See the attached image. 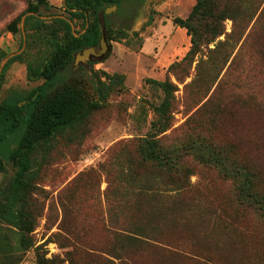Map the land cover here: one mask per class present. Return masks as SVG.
<instances>
[{
	"label": "trees",
	"instance_id": "trees-1",
	"mask_svg": "<svg viewBox=\"0 0 264 264\" xmlns=\"http://www.w3.org/2000/svg\"><path fill=\"white\" fill-rule=\"evenodd\" d=\"M124 1L127 0H64L66 12L82 21L83 31H75L66 17L54 18L57 30L53 32L52 49L41 63L27 65L29 80L44 82L26 94L11 92L0 103V145L8 144L7 152L0 153V172L7 171V164L14 168L11 179L0 188V255L6 259L35 245L33 233L39 218L33 202L37 153L58 135L85 125L94 112L106 106L114 84L121 78L104 72L106 80H103L96 74V97L77 83L56 86L62 72L73 64L75 55L99 43L100 15L107 19L105 10L113 5L120 8ZM263 1L196 0L186 17L173 19L190 36V47L183 58L168 66V73L176 81L169 77L147 79L162 91L163 99L154 106L151 127L135 142L136 155L116 160L118 173L107 181L108 223L116 228L115 243L104 252L109 262L124 259L134 263L135 256L127 255L144 251L147 245L166 244L174 238V230L176 234L182 232L180 217L188 208L183 194L194 185L191 177L195 174L194 168L185 162L188 156L197 160L201 168H212L231 180L238 209L254 214L264 223V168L260 157L248 158L261 154L264 136L260 129H254L252 135L256 133V139L247 137V141H242L235 122L238 109L244 115L251 114L262 109L264 99L256 91L251 76L242 80L238 76L231 81L236 69L242 75L249 72L243 66L248 52L251 59L260 57L257 61L264 68V48L253 47L252 42L264 20ZM29 10H37V6H30ZM228 19L233 21L231 32L226 31ZM25 23L26 27L39 30L45 21L31 14ZM106 30L114 40L127 36L123 30L108 26ZM7 55L1 50L0 62ZM18 60L19 55L10 56L0 69L1 77ZM234 88L239 91L236 93ZM227 89L230 92H225ZM24 100L26 103L22 104ZM179 106H183V111ZM179 112L184 117L180 123L176 117ZM228 124L229 134L234 138L226 130V141L215 140V133ZM179 132L184 136L178 137ZM57 235L60 234H54ZM73 253L67 251L68 260L78 264ZM37 264H60V261L57 256L47 257L46 253L38 252Z\"/></svg>",
	"mask_w": 264,
	"mask_h": 264
},
{
	"label": "rangeland",
	"instance_id": "rangeland-1",
	"mask_svg": "<svg viewBox=\"0 0 264 264\" xmlns=\"http://www.w3.org/2000/svg\"><path fill=\"white\" fill-rule=\"evenodd\" d=\"M195 3L196 0H127L120 8H109V26L125 31L127 36L112 39L102 61L69 66L56 86L64 82L77 83L96 97V74L103 80H106L104 72L121 78L114 84L106 106L94 112L85 125L58 135L37 153L38 176L33 202L39 218L33 233L35 245L12 259L0 255V264L10 261L12 264H37L38 252L46 253L47 257L57 256L60 264H71L67 254L71 250L78 264H264L263 221L238 209L231 180L212 168H201L192 156L185 160L195 174L191 177L194 185L183 194L188 208L180 217L182 232L176 234L174 230V238L166 244L147 245L146 250L127 255L135 256L134 263L124 259H115L112 263L104 253L115 243L116 231L108 223L107 181L118 173L116 160L128 154L136 155L135 142L151 127L154 106L163 99L162 91L147 79L169 77L176 81L167 69L186 54L190 36L173 19L186 17ZM33 5L37 10H29ZM31 14L45 21L39 30L26 27L25 21ZM57 17L68 18L75 31H83L82 21L66 12L64 0L46 3L0 0V48L8 53L1 60L0 69L10 56H20L3 77L0 75V103L12 95L11 92L26 94L44 82L43 79L29 80L27 65L41 63L52 49L53 32L57 30L53 19ZM225 26L226 31L231 32L233 21L226 20ZM252 42L253 47L264 48V20L257 27ZM249 55L248 52L243 59V66L248 67L249 72L242 75L236 69L231 81L238 76V80L251 76L256 91L264 99V68L261 61H257L260 57L251 59ZM179 109L183 111V106ZM176 117L179 123L184 120L181 112ZM235 120L242 141H247V137L256 139V133L252 135L254 129H260L264 136V106L248 115L238 109ZM226 130L229 134V124L213 138L226 141ZM182 134L179 132L177 136H184ZM7 147L8 144H1L0 153H6ZM261 148V154H251L248 158L260 157L264 168V144ZM13 173L14 168L7 164V171L0 172V188ZM166 200L161 199L162 202ZM56 233L60 235L54 236Z\"/></svg>",
	"mask_w": 264,
	"mask_h": 264
},
{
	"label": "flooded vegetation",
	"instance_id": "flooded-vegetation-1",
	"mask_svg": "<svg viewBox=\"0 0 264 264\" xmlns=\"http://www.w3.org/2000/svg\"><path fill=\"white\" fill-rule=\"evenodd\" d=\"M105 14H107L106 13V10H105ZM108 15V14H107ZM100 19H101V24H102V22L104 21V26H103V24H102V34H103V36H104V38L105 39H109L110 40V42H107V52H106V54H104V55H102V56H94V55H91L90 56V58L87 60V61H85V62H80L78 65H84V64H89V63H91V64H93V63H98V62H96V61H102V59L108 54V51H109V49H110V47H111V38L109 37V35H108V33H107V30H106V27L108 26V27H110L109 26V22H108V18L106 19L105 18V16H104V14H101L100 15ZM101 39H102V35H101V38H100V40H99V43L96 45V46H94V47H96V51L97 52H99V50L101 49ZM89 47H91V46H89ZM87 48V47H86ZM85 49V48H84ZM83 49V50H84ZM1 50H3V49H1L0 48V52H1ZM82 50V51H83ZM4 51V50H3ZM82 51H80V52H82ZM79 53V52H78ZM77 53V54H78ZM49 54V53H48ZM76 54V55H77ZM76 55H75V57H76ZM73 65H76L75 64V59H74V62H73Z\"/></svg>",
	"mask_w": 264,
	"mask_h": 264
},
{
	"label": "water",
	"instance_id": "water-1",
	"mask_svg": "<svg viewBox=\"0 0 264 264\" xmlns=\"http://www.w3.org/2000/svg\"><path fill=\"white\" fill-rule=\"evenodd\" d=\"M110 7H116V6H110ZM108 7L106 9V13L109 10ZM103 26H104V21L102 22ZM107 42H110V40L107 38L105 39L103 34H102V39H101V49L99 50V52L96 51V47L91 46V47H87L85 48L82 52H79L76 57H75V64H79L80 62H85L87 61L91 55L94 56H102L104 54H106L107 52Z\"/></svg>",
	"mask_w": 264,
	"mask_h": 264
}]
</instances>
